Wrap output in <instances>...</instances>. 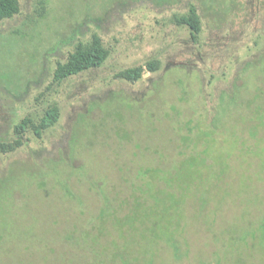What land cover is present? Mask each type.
Returning <instances> with one entry per match:
<instances>
[{"label":"rangeland","instance_id":"1","mask_svg":"<svg viewBox=\"0 0 264 264\" xmlns=\"http://www.w3.org/2000/svg\"><path fill=\"white\" fill-rule=\"evenodd\" d=\"M19 1L0 141L59 120L0 155V264H264V0ZM191 6L197 43L174 23ZM92 35L103 65L54 82Z\"/></svg>","mask_w":264,"mask_h":264},{"label":"trees","instance_id":"2","mask_svg":"<svg viewBox=\"0 0 264 264\" xmlns=\"http://www.w3.org/2000/svg\"><path fill=\"white\" fill-rule=\"evenodd\" d=\"M21 11L19 0H0V23L13 19ZM177 26L186 27L189 31L190 39L193 43L198 42V36L201 32L200 17L194 6H191L184 15L174 18ZM109 52L102 45L101 39L97 35H92L87 43L79 42L74 47L66 61L57 62L53 73V81L61 83L69 77H73L91 69L100 68L108 58ZM160 63L158 60H150L143 66L129 68L116 74V78L128 81L130 83L138 82L144 71L150 73L158 71ZM59 120V109L49 107L38 123H35L30 117H24L13 129L11 140L0 141V155L9 154L26 143V133L31 131L34 136L40 138L42 133L52 128Z\"/></svg>","mask_w":264,"mask_h":264}]
</instances>
